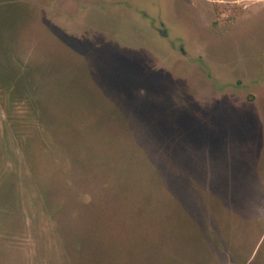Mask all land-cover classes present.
Masks as SVG:
<instances>
[{
    "label": "rangeland",
    "instance_id": "obj_1",
    "mask_svg": "<svg viewBox=\"0 0 264 264\" xmlns=\"http://www.w3.org/2000/svg\"><path fill=\"white\" fill-rule=\"evenodd\" d=\"M0 264H264V0H0Z\"/></svg>",
    "mask_w": 264,
    "mask_h": 264
}]
</instances>
